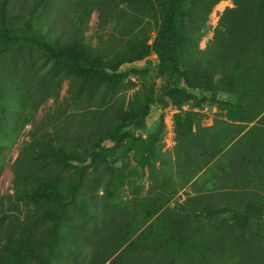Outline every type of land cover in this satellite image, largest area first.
Masks as SVG:
<instances>
[{
    "label": "rangeland",
    "instance_id": "obj_1",
    "mask_svg": "<svg viewBox=\"0 0 264 264\" xmlns=\"http://www.w3.org/2000/svg\"><path fill=\"white\" fill-rule=\"evenodd\" d=\"M168 1L0 0V47L30 32L0 50V264L22 237L51 264H110L112 236L171 264L264 245V0H182L172 96L155 50ZM76 42L123 76L71 71ZM247 158L248 188L222 179ZM49 183L72 188L57 219L34 196Z\"/></svg>",
    "mask_w": 264,
    "mask_h": 264
},
{
    "label": "trees",
    "instance_id": "obj_2",
    "mask_svg": "<svg viewBox=\"0 0 264 264\" xmlns=\"http://www.w3.org/2000/svg\"><path fill=\"white\" fill-rule=\"evenodd\" d=\"M166 21L164 22V30L161 31V38L155 44V50L158 54L161 62L163 73H169L175 78V80L168 81L164 87L165 95L172 96L174 92H179V86L181 80L185 79L186 73L182 72L179 68V48L176 43L179 42V38L182 35V21L185 16L184 9H182V0H172L167 2V8L165 10ZM27 30L22 31V37L30 35ZM21 36H12L9 44L17 42L22 38ZM11 42V43H10ZM5 44L0 47V50L9 46ZM238 42L234 45H230V50L237 52ZM242 44V43H241ZM67 65L68 68L82 76H95L100 78H106L109 80H115L123 76L122 72L109 69L101 62H93L87 55L84 47L76 42L67 48ZM251 159V158H250ZM253 159H251L252 161ZM250 160L249 158L236 161V167L232 173L225 172L222 179L225 182L231 183L235 188H248L250 184L255 180L253 172L249 170ZM257 165V161L254 163ZM221 179V178H220ZM259 181L264 185V172L259 175ZM37 198H56L59 200L58 213L55 218L62 216L67 208L68 203L72 197V188L69 189L68 195L60 193L53 184H45L38 191L34 193ZM112 238V239H111ZM111 240L107 241V247L109 249L106 252L105 262L110 261V264H171L167 256L159 255H145L144 252L138 251L133 254L129 251V247L126 250L118 253V249L115 245L114 237H110ZM8 242L12 243L11 240ZM258 239L252 238L248 241L247 249L244 250L243 258L245 264H264V245L259 244ZM115 247V248H114ZM32 241L27 238H20L13 242V245L8 252L13 255V258L8 260L9 264H23L28 259L38 257L40 264H51V260L40 251L34 249ZM131 250V249H130ZM104 262V263H105Z\"/></svg>",
    "mask_w": 264,
    "mask_h": 264
},
{
    "label": "crops",
    "instance_id": "obj_3",
    "mask_svg": "<svg viewBox=\"0 0 264 264\" xmlns=\"http://www.w3.org/2000/svg\"><path fill=\"white\" fill-rule=\"evenodd\" d=\"M264 163V162H263Z\"/></svg>",
    "mask_w": 264,
    "mask_h": 264
}]
</instances>
